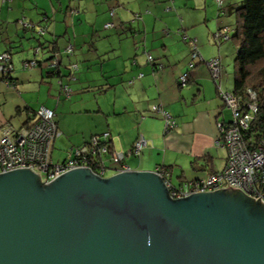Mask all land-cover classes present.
<instances>
[{"label": "crops", "instance_id": "1", "mask_svg": "<svg viewBox=\"0 0 264 264\" xmlns=\"http://www.w3.org/2000/svg\"><path fill=\"white\" fill-rule=\"evenodd\" d=\"M224 6L217 8L216 0H0V51L11 52L10 77L15 82L11 87L0 78V88L7 89L0 90V108L12 94L9 87L20 91L16 67L21 68L22 60H46L70 43L73 54L70 58L62 54L60 71L66 73L69 61L77 63L70 82L73 96L62 98L49 79L55 76L37 67L38 88L46 83L41 105L54 110L58 138L66 144L62 158L93 133L109 131L116 150H126L142 134L150 144L139 155L124 159L130 170H153L160 165L175 186L205 178L225 164L226 150L217 144V123H226L231 116L217 96L206 64L191 59V42L203 59L219 57L221 70L228 56L234 59L232 35L213 38L218 27L229 26L223 16L233 7L227 0ZM134 13L140 17L133 19ZM20 19L44 25L45 33L38 36L21 26ZM106 21L114 26L103 28ZM183 73L187 83L179 85ZM219 84L231 91L222 87L220 78ZM10 101L14 114H23L17 127L35 119L32 110L40 105L32 107L24 99L21 106L16 96ZM151 104H161L177 126L164 133L163 118L150 110ZM73 116L83 120L70 122ZM113 173V168L106 172L107 176Z\"/></svg>", "mask_w": 264, "mask_h": 264}, {"label": "water", "instance_id": "2", "mask_svg": "<svg viewBox=\"0 0 264 264\" xmlns=\"http://www.w3.org/2000/svg\"><path fill=\"white\" fill-rule=\"evenodd\" d=\"M0 264H264V203L238 188L171 198L152 170L0 174Z\"/></svg>", "mask_w": 264, "mask_h": 264}, {"label": "built area", "instance_id": "3", "mask_svg": "<svg viewBox=\"0 0 264 264\" xmlns=\"http://www.w3.org/2000/svg\"><path fill=\"white\" fill-rule=\"evenodd\" d=\"M216 3L220 5L221 0H216ZM112 13L113 10H110V14ZM19 22L23 26L32 25L23 19ZM109 26H112L111 22L104 24V27ZM38 31L42 32V28H38ZM226 33L227 28L222 27L213 33V38L216 40L227 38ZM65 50L71 52V45H66ZM147 56L150 58L149 55ZM190 56L191 59H198L206 64L216 86L217 96L230 112L231 117L228 122L217 123L220 133L217 144L226 150L225 164L221 170L212 172L205 178L184 180L176 186L170 182L168 171L161 166H156L152 171L161 177L167 194L171 198L184 197L193 192L232 187L238 188L242 193L254 199L259 198L264 203V135L257 142L249 145L242 137V131L248 127L250 119L257 110L255 91L248 88L246 98L241 100V97L220 87L222 64L219 57L203 59L193 42H191ZM58 62V55H56L44 65L54 68ZM35 64L36 61L32 59L23 62L24 67ZM12 68L9 52H0V73L9 72ZM186 82L187 74L183 73L179 76L178 83L185 85ZM66 88L63 87V90L67 93ZM150 109L163 118L164 133L177 126L175 119L161 104H153ZM34 115L35 119L31 123L19 127L9 122L0 123V174L17 168H28L37 174L40 183H43L50 182L69 169L87 167L91 173L106 178L109 168H113V174L131 171L124 163V159L130 155H139L141 149L150 144L142 134H138L126 150H116L110 147L108 131H103L92 134L85 143L71 147L63 160L54 161L51 157L52 143L60 135V130L54 120V112L48 107L40 106Z\"/></svg>", "mask_w": 264, "mask_h": 264}, {"label": "trees", "instance_id": "4", "mask_svg": "<svg viewBox=\"0 0 264 264\" xmlns=\"http://www.w3.org/2000/svg\"><path fill=\"white\" fill-rule=\"evenodd\" d=\"M217 8L221 10L225 8L224 0H221L220 5L217 4ZM110 10H113V9L112 8L109 9V15L112 16L114 13V10L112 14H110ZM232 11H234L235 31L232 34L231 38L233 39L234 44L236 46V52H235V56L233 59V69H234L233 88L230 92H232L234 95L238 97H241V100H244L246 98V90L248 88L254 90L256 93L257 110L254 113L253 118L250 119V123L248 127L242 131V137L244 141L246 142V144L249 145L251 143L257 142L264 135V0H240L239 5L236 6L234 9H232ZM139 17H140L139 13L133 14V19H138ZM106 22H111V21H106ZM30 23L32 25H29V26H23L21 23L20 24L24 28H30V29L35 30L38 36H42L45 33L46 27L44 25L35 24L33 22H30ZM111 23H112V26H109V27H104V24H103V28H112L114 26V23L113 22ZM222 27H225V26H220L218 27L217 30H220ZM38 28H42V32H39ZM229 32H230V29H227L226 34H228ZM70 45L72 47L71 52H67L65 50L66 48L65 46L61 50H56L53 53H51L50 57L46 60H38L35 58H31L32 60L36 61V64L34 66L24 67L23 62L31 60V59H24L20 62L21 69L25 70V69H30L33 67H41L43 69H46L48 75L51 74L57 78L58 94L62 98L68 99L71 96L70 82L75 79L74 73L78 69V66L76 62L69 61L65 66L66 68L65 74L61 73L60 67L62 65L61 64L62 54L65 55V58H70L71 55L73 54V46L72 44ZM38 50H39L38 46L35 47V52ZM3 51H7V50H3ZM8 52L11 55V52L9 50ZM56 55H58V61H59L58 64L54 66V68L46 67L44 64ZM146 55H149V54H146ZM148 60H151V58H148ZM11 63H12V57H11ZM190 63L192 65L191 61L189 62V64ZM73 65H75V67H73ZM12 67H13V63H12ZM12 71H13V68L9 72L0 73V78L8 86L15 87V82L10 77V74ZM63 87H67L66 88L68 89L67 93L65 92V90H63ZM40 106H43V105H40ZM40 106L32 110L33 115L35 114V111ZM54 120L56 122L55 112H54ZM108 133H109V138H110L109 141L111 143L110 147H113L110 132L108 131ZM93 134H98V133H93ZM57 138L58 136L55 139ZM54 141L52 143V150L54 146ZM51 157H52V151H51ZM61 160H63V158L59 159V161ZM56 161H58V159ZM191 180H194V179H191Z\"/></svg>", "mask_w": 264, "mask_h": 264}, {"label": "rangeland", "instance_id": "5", "mask_svg": "<svg viewBox=\"0 0 264 264\" xmlns=\"http://www.w3.org/2000/svg\"><path fill=\"white\" fill-rule=\"evenodd\" d=\"M228 3H231L233 9L239 5L240 0H227ZM224 18H228L227 21H229V27H230V32L229 34L232 35L235 31V19H234V11L230 12V13H226L224 16ZM233 57L232 56H228L227 61L224 65V68H222L221 72H220V79H221V83H222V87L228 90H232V83H233V61H232ZM18 69L16 71L17 77H18V89L20 90L19 92H15L12 88L9 87L8 91H10L12 94L6 99L7 102L4 104V106L2 108H0L2 110V112H0V123L2 122H9L11 124H13L14 126L17 127V125H19L20 120L23 117V114L20 115H15V111L13 109V103H11L10 100L13 99V97H17L18 100L21 102V106L25 105L24 99L29 101V104L32 107H36L38 105H41L42 100H41V96H42V86L46 85V83L44 84V82L41 83V88H38V75H39V70L37 67H33L30 69H21L20 67L17 68ZM75 76V73H74ZM50 82H52L54 84V86H56L57 88V92H58V84H57V79H55V77H49ZM31 80V81H29ZM47 80V78H46ZM72 82V81H71ZM0 90H2L3 92H6L7 89L1 87ZM19 93V94H18ZM6 94V93H5ZM78 95V94H77ZM12 96V97H11ZM71 96L72 92H71ZM0 99H2V95L0 93ZM5 101V100H4ZM11 115V116H10ZM11 117V118H9ZM70 122H81L83 120L82 116H73L69 118ZM66 144L63 143V141L60 140V138L55 139L54 141V149L52 152V158L56 161L57 159H61L65 153L63 151V148L65 147Z\"/></svg>", "mask_w": 264, "mask_h": 264}]
</instances>
